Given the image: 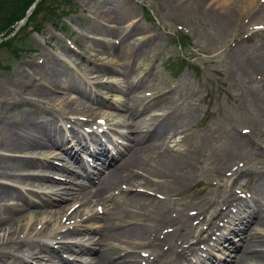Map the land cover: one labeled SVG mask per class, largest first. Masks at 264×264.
Listing matches in <instances>:
<instances>
[{
  "label": "bare ground",
  "instance_id": "6f19581e",
  "mask_svg": "<svg viewBox=\"0 0 264 264\" xmlns=\"http://www.w3.org/2000/svg\"><path fill=\"white\" fill-rule=\"evenodd\" d=\"M156 1L173 11L192 10L204 15L223 35L247 33L249 15L256 7H262L256 0ZM131 13L125 10L120 16L127 17ZM247 35L243 36L245 48L248 47ZM91 38L112 46L105 41V36ZM71 58L67 52L56 53L40 59L36 57L32 63L36 67L22 66L20 73L40 81L41 87L29 80L18 82L19 86L13 90L0 84V96L9 100L1 102L6 112L24 100L30 101L27 97L31 96L32 105L44 113L42 117L30 112L27 115L0 116V161L3 163L0 167V264H76L64 254H87V244L91 242L103 247L95 257V264H166L167 259H176V264L188 262L191 256L198 254L197 242L189 244L191 233L214 200L205 194L191 200L188 205L181 202L183 193L195 185L192 182L195 179L193 163L199 158L195 148L187 142L184 117L176 116L173 105L160 100L161 96L139 91L140 78L137 76L130 80L123 75L124 85L96 82L93 86H106L108 92L123 94L128 104L111 102L108 98L98 100L91 93L92 86L87 83L84 89L74 87L56 68L59 63L68 66L66 61ZM73 91L81 95L82 106L93 103L102 109L106 123L111 121L116 128H126V131L112 129L126 143L110 136L103 140L93 130L80 131L77 128L82 124L78 119H74L72 128L67 127L57 116H49V112L41 108L53 100L65 101ZM73 104L69 102L67 107L71 108ZM75 113L79 114L78 111ZM93 114L87 120L91 128ZM179 135H183L181 140H177ZM104 141L112 145L110 152L114 150L115 154L111 156L110 165L113 166L102 172L109 154ZM81 153H89L95 160L97 157L100 170L89 171L80 157ZM76 167L82 169L85 179L96 181L93 189L73 185L67 190L64 187L62 195L47 194L66 181L59 176L75 175ZM138 181H141V190L135 184ZM143 187L145 189L142 190ZM115 190L121 194V201L111 197L110 193ZM81 200L95 205L115 202L121 212L105 211L99 216L85 209H74L75 203ZM66 201L74 204L69 206L70 203H64ZM218 203L222 205L217 212L221 220H213L207 237L219 236L223 228L221 222L227 217L231 219V227L221 231L211 249L225 250L223 246L229 243L225 247H230L236 257L234 264H249L251 261L264 264V203L252 195L243 199L223 198ZM83 211L87 221L98 224L95 230L92 226L79 228L75 218ZM42 215L53 221L39 218ZM128 215L132 218L127 219ZM37 218L38 221L33 222ZM23 221L28 223L23 224ZM62 222H71L75 226L61 229ZM252 224L254 228H250ZM89 230L95 231L93 237L89 236ZM235 232H238L240 242L232 245L227 238ZM72 234H79L84 242L74 245L63 243L59 248L50 245V241ZM8 247L21 255L1 251ZM142 249L149 252L148 261L143 260L145 255L138 253ZM35 251L38 253H33ZM25 254L29 256L25 257ZM210 262L208 254L201 263L191 264Z\"/></svg>",
  "mask_w": 264,
  "mask_h": 264
},
{
  "label": "rangeland",
  "instance_id": "374dc122",
  "mask_svg": "<svg viewBox=\"0 0 264 264\" xmlns=\"http://www.w3.org/2000/svg\"><path fill=\"white\" fill-rule=\"evenodd\" d=\"M133 1L134 3L132 0H72L71 7L74 13H69L61 20H54L57 28L63 29L53 27L48 20L43 21L40 33L30 31V27L25 29L28 51L25 50L15 57L6 49L0 50V84L8 90H13L19 86L18 82L29 80L31 84L41 87L40 81L30 76L24 77L20 73L21 67L35 66L32 63L36 57L40 59L46 55L56 53L60 55L66 52L72 55V58L66 61L69 67L59 63L56 68L64 73L66 77L64 79L72 86L81 89H84L87 83L92 86L91 93L98 100L108 98L111 102L128 104L123 94L117 91L108 92L106 86H93L96 82L122 84L123 75L130 80H135L134 76L139 77V91L161 96L160 100L173 105L176 116L184 117L187 142L195 148L199 156L193 163L195 179L192 182L195 185L183 193L184 195H180H183L180 198L181 202L188 205L191 200L206 194L217 203L212 204L200 216L190 241L199 242L196 248L198 251L201 249L200 253L211 252L214 264H234L236 257L230 247H226L224 251L210 250L208 246L215 241L211 240L206 244L205 240L210 223L222 208L218 203L221 199H242L252 195L264 203V0H256L262 7H256L249 15L250 26L247 33L229 32L227 35H223L209 18L198 12L173 11L156 0ZM59 5L64 6L63 2ZM58 8L61 11L68 7ZM125 10L132 11L131 15L120 16ZM43 14L44 12L38 17L40 22ZM4 29L5 26L2 24L0 33ZM244 35H247V38L245 37L248 41L247 48L243 46L246 42ZM95 36H105V41L112 46L91 38ZM178 36L185 37L184 48L177 43ZM54 57L56 56L52 58ZM182 57L187 58L188 66L181 62ZM175 62L176 72L170 74V65ZM36 64L40 65V62ZM32 99L33 97L28 96L27 100L30 101L24 100V103L12 106L11 111L6 112L7 109L1 106V102L9 100L0 96V116L27 115L29 112L38 117L44 116L42 110H37L36 106L32 105ZM81 100H83L81 95L73 91L67 95L65 101L53 100L50 104L44 103L41 108L48 111L49 116L53 114L57 116L70 128L73 127L74 119H78L82 124L81 128H77L80 131L84 127L90 129V122L87 120L94 112L91 123L92 126L95 124L96 128L98 125L102 126L99 129L103 132L98 135L103 140L105 136L115 137L112 129L126 131V128L114 127L111 121L106 123V116L97 105L87 103L82 106ZM69 102L74 103L71 108L67 107ZM180 138L182 139L183 135H179L177 140H181ZM104 142L108 145L107 141ZM81 156L88 169L94 170L96 166H100L99 160L93 159L89 154L83 153ZM85 158L91 160L92 164H88ZM109 162L110 160L104 167L106 170L113 166L108 165ZM2 166L3 163L0 161V167ZM73 172L75 175L59 176L66 181L47 194L62 195L64 187L67 190L73 185L84 184L87 190L95 186L94 179L87 180L83 177L82 169L76 167ZM140 183L141 181L135 183L138 190H141ZM202 188L205 189L200 191ZM110 195L117 202L121 201L118 190L111 192ZM86 202L81 200L74 208L77 209L81 204L77 210L85 209L90 214L99 208H102V213L121 212L115 202L98 206ZM64 203H70L69 206L74 204L72 201ZM85 211L76 215L75 220L79 228L92 226V230H95L98 224L93 225L87 221ZM131 215H128L127 219H131ZM39 218L53 221L45 215ZM228 221L229 218H226L221 222L224 226L221 231L231 227ZM27 223L23 221V224ZM62 225L61 229L75 226L71 222H62ZM250 228H254L253 224ZM88 233L93 237L95 231L89 230ZM228 239L232 245L240 242L238 232ZM80 242H84L81 236L72 234L64 239L58 237L50 241V245L59 248L63 243L74 245ZM87 245V254L64 256L74 260L76 264H95V257L103 247L92 242ZM225 245L229 246V243ZM1 251L21 255L14 252L11 247L3 248ZM138 253L145 255L143 260H147L148 251L142 249ZM28 256L25 254V257ZM191 259L189 258V261ZM176 262V259L166 260V264ZM249 264L257 263L251 261Z\"/></svg>",
  "mask_w": 264,
  "mask_h": 264
},
{
  "label": "trees",
  "instance_id": "16d2710c",
  "mask_svg": "<svg viewBox=\"0 0 264 264\" xmlns=\"http://www.w3.org/2000/svg\"><path fill=\"white\" fill-rule=\"evenodd\" d=\"M33 0H5L2 2L3 7H1L4 12L5 16L1 22H4V24L7 26L9 25L14 19L17 18V14L21 13L26 6L29 4L28 2ZM44 5V2H41L38 4L37 10L39 11L42 9ZM50 14H53L52 11H49Z\"/></svg>",
  "mask_w": 264,
  "mask_h": 264
}]
</instances>
